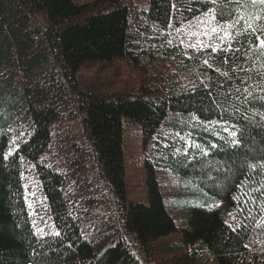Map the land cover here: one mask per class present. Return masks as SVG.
<instances>
[{"label": "trees", "instance_id": "obj_1", "mask_svg": "<svg viewBox=\"0 0 264 264\" xmlns=\"http://www.w3.org/2000/svg\"><path fill=\"white\" fill-rule=\"evenodd\" d=\"M257 15L248 0H0V264H264ZM118 61L140 79L87 74Z\"/></svg>", "mask_w": 264, "mask_h": 264}, {"label": "rangeland", "instance_id": "obj_2", "mask_svg": "<svg viewBox=\"0 0 264 264\" xmlns=\"http://www.w3.org/2000/svg\"><path fill=\"white\" fill-rule=\"evenodd\" d=\"M141 1V0H139ZM144 1V0H142ZM130 66H135L130 64ZM129 64L124 62H114L112 66L93 65L90 69H87L88 73H96L104 80H109L110 83H124L133 85L136 79H140L139 71L130 67ZM124 150L127 159V174L126 179L130 188L136 192L135 194H141L143 191V171L141 169L140 155L142 153L141 135L139 128L136 124H126L124 128ZM160 180L163 182V188L169 191L174 185V180L169 175L163 173L160 174Z\"/></svg>", "mask_w": 264, "mask_h": 264}, {"label": "snow or ice", "instance_id": "obj_3", "mask_svg": "<svg viewBox=\"0 0 264 264\" xmlns=\"http://www.w3.org/2000/svg\"><path fill=\"white\" fill-rule=\"evenodd\" d=\"M218 0H212V3L215 4L217 3ZM229 3H232L233 0H228ZM235 3L237 4H240L241 3V0H234ZM248 2H250L252 5H261V6H264V0H248ZM213 19H216V16L214 15L213 16ZM256 21H262L264 20V17L260 16V15H257L255 16L254 18ZM235 23H239V19H237L235 21ZM235 24H229L228 27H234ZM248 30H251V33L252 35L255 37L256 40L259 41V44H258V47H264V38H262L261 36H257L256 33L259 31L261 33H264V27H261L260 29H256V28H253L251 24H249L247 26V28L245 29V31H248ZM213 32H216L217 30L216 29H213L212 30ZM225 37H230V33L229 32H225L224 33ZM194 47V46H193ZM222 49L220 48H213L212 51L213 52H217V51H221ZM229 50H230V46H229ZM205 63L207 64L208 62L205 61Z\"/></svg>", "mask_w": 264, "mask_h": 264}]
</instances>
